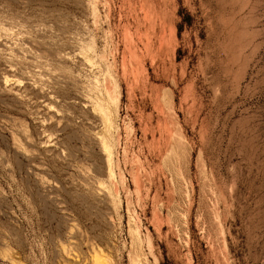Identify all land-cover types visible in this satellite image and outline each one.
<instances>
[{
    "label": "rangeland",
    "instance_id": "rangeland-1",
    "mask_svg": "<svg viewBox=\"0 0 264 264\" xmlns=\"http://www.w3.org/2000/svg\"><path fill=\"white\" fill-rule=\"evenodd\" d=\"M92 247L264 264V0H0V264Z\"/></svg>",
    "mask_w": 264,
    "mask_h": 264
},
{
    "label": "bare ground",
    "instance_id": "bare-ground-1",
    "mask_svg": "<svg viewBox=\"0 0 264 264\" xmlns=\"http://www.w3.org/2000/svg\"><path fill=\"white\" fill-rule=\"evenodd\" d=\"M67 252H68V250H67ZM65 255H66V253H65ZM73 256H75L74 253H73ZM112 263L113 262L110 259V257L108 255H106L104 252H102V250L97 249L95 247H92V249L90 251L89 263L88 264H112ZM136 264H140V263H136Z\"/></svg>",
    "mask_w": 264,
    "mask_h": 264
}]
</instances>
